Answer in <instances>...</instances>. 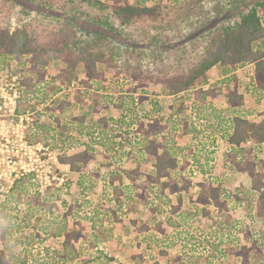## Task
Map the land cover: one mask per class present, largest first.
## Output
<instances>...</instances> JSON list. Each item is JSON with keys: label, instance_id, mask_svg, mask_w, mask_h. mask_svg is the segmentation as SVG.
<instances>
[{"label": "rangeland", "instance_id": "obj_1", "mask_svg": "<svg viewBox=\"0 0 264 264\" xmlns=\"http://www.w3.org/2000/svg\"><path fill=\"white\" fill-rule=\"evenodd\" d=\"M225 6L226 9L211 21L210 26L226 23L237 16V12ZM56 12L57 10L45 7L40 1L31 3L30 0H0V23L11 27L21 22H38L41 18L49 23L57 17ZM157 18L147 19L146 25H143V22L135 27L133 39L121 38L117 33L110 32L111 40L118 41L124 46L119 49L120 59L115 60L114 66L97 64V70L103 72L99 84L87 79L81 64H78L73 73L75 78L61 81L58 76L65 68L63 61L61 59L50 61L45 67L46 78L41 85L38 100L33 99L31 110L19 117H16L11 109L15 97L23 91L19 84L20 74L17 73L16 60H8V66L2 67V71L0 70V203L9 193L8 189L13 180L22 178L30 192L33 194L37 192L40 195L39 201L43 203V207L40 211L41 217L37 220L26 215L27 209L24 204L4 210H1L0 206V249H7L13 254L18 253L22 250L20 241L25 240L30 234L33 236L34 233H38L40 240L30 244L32 249L30 252L33 255L27 264L34 262L33 257L40 254V250H37L41 246L43 248L50 246L60 253L63 252L64 238L47 235L44 229L41 230V226L43 223H48L55 227L57 223L53 222L52 217L60 222L69 204L73 205V208L63 224L66 225L67 231L83 228V235L75 245L73 243V246L79 248L80 258L89 260L87 264H176L177 256L182 257L187 263L190 256H193L194 259L197 258L195 264H240L234 252L245 243L242 234L244 226H248L254 234L264 233V218H256L255 212L244 208L243 205H235L233 201L228 203L230 221L225 222L224 217H216L215 210L211 218L203 217L201 206L194 202L199 192L196 186L191 187L187 192H182L184 204L181 205L179 213H173L170 205L163 203L166 197L157 200L152 193L148 198L150 201L155 200L154 204L159 203L162 209L160 212H151L153 204L150 206L147 201L140 198L141 191L148 193L142 177L132 184L122 176L125 193L120 196L109 183L108 174L113 167L117 168V164L107 166L106 163H110L112 154L119 158L118 154L113 153L112 146L122 141L124 137H129L130 132V136L133 135V128L129 126L131 120L151 119L155 116L167 119L172 115L185 120L192 117L194 108H198V102L192 99L193 92L190 91L187 93L189 95L181 112L175 105L173 109H169V106L174 104V98L167 96L168 87L163 83L164 81H157L149 76L156 74L158 77H165L166 72L163 71L162 74L161 69L158 70L159 64L166 63V61L161 63L159 53L166 49L175 54L173 51L177 48L178 55L183 52L186 54L190 50L189 40L198 35L203 27L193 28L186 26L184 22L178 24L176 21L175 24ZM83 25L91 29L90 25L86 23ZM143 26L145 27L142 28ZM155 27H159V30ZM118 39H123L124 42ZM125 49L127 50L123 52ZM129 60L140 67L139 71L144 73L143 78L146 79L147 89L144 94L147 99L140 103H136L135 92L129 89L139 81L133 79L126 71L128 65L125 66L124 62ZM218 67L219 71L215 74L224 73L222 67ZM215 74L209 72L204 87L213 88L216 85L215 89L220 91L219 99L229 85L220 84L226 79L223 76L217 78ZM230 76L240 78L242 86L250 92L253 85L247 80L250 77L249 71L242 69L241 72ZM87 84H91V87ZM97 85H101L98 91L101 94L100 101L107 107L100 112H94L88 97L92 87L95 88ZM200 98L201 104L210 102L204 95ZM61 102L62 106H60ZM82 102L86 103L82 104ZM124 113H127V116H123ZM78 116H84V125L94 129L95 132L98 131L96 140L103 144L104 152L99 151V144L93 139L90 140L87 136L71 130L72 126L76 127L74 118ZM101 116L106 118L108 127L98 122ZM37 122L45 126L44 136L37 142H30L27 132L38 124ZM115 133H119L120 137H115ZM102 134L106 138H100ZM188 138H190L188 141L181 139L179 143L183 148L198 146L203 158L206 154L214 156L223 154L224 150H220L219 142L213 148L208 140L193 141V137L188 136ZM88 146L92 147L88 148ZM85 150L93 155L91 161L86 164L76 161L73 163L75 169L72 170L66 160ZM216 159L221 160V157L217 155ZM119 166L128 167L130 164L120 162ZM120 168L118 170L121 172ZM189 171L194 172L193 178L196 181H204L209 177L208 174L201 176L194 165L190 166ZM120 172L119 174L122 175ZM29 173L30 175H25ZM226 173L221 170L222 175L227 176ZM212 174L222 181L224 191L231 193L229 184L224 182L225 177L219 174L218 169H213ZM234 182L236 185L240 184L237 177L234 178ZM126 184L129 185L128 189ZM241 186H243L242 182ZM127 196H130V199ZM117 198L119 203L115 201ZM173 204H176L175 201ZM94 209L99 211V219L103 222L101 228L91 227V223L82 218L85 215L92 216ZM166 222L169 224H165ZM160 223L163 226L162 231L157 228ZM214 237L223 241L220 247L223 250L222 255L206 245L207 239ZM212 253L215 258L208 259L206 256ZM66 262V264H80V262ZM254 264H264V260Z\"/></svg>", "mask_w": 264, "mask_h": 264}, {"label": "trees", "instance_id": "obj_2", "mask_svg": "<svg viewBox=\"0 0 264 264\" xmlns=\"http://www.w3.org/2000/svg\"><path fill=\"white\" fill-rule=\"evenodd\" d=\"M37 1L49 9L57 10L55 20L52 19L48 23L41 18V21L21 22L14 27L0 23V70L2 71V67L8 66V60L15 59L17 73L20 74L19 84L23 88L16 100L17 104L14 110L16 117L29 112L32 108L31 101L38 100L41 85L44 84L46 78L45 67L50 61L53 59L63 61L65 68L58 76L61 81L75 78L73 73L78 64H81L85 69L87 79H92L99 84L103 72L97 70V64L104 63L106 66H114L120 59L118 57L121 54L119 49L124 46L118 41L111 40L110 32L113 31L119 37L129 39L132 38L133 33L135 34V27H138L140 23L144 22L143 25H146L147 19L157 17L164 19L165 22L175 24L184 22L186 26L193 28L203 27L198 35L189 40L190 50L186 54L183 52L178 55L177 48L173 51L175 54L166 49L159 53L161 63L164 61L166 63L159 64L158 70L161 69L162 74L165 71V77H158L156 74L149 76V78L154 77L157 81H164L163 83L168 87L166 94L174 98L173 105H176L178 111H182L186 97L189 95L187 93L190 91L193 92L196 100L202 94L214 99L216 85L206 90L203 89V86L207 83L209 70L218 64L236 69L247 63H252V89L260 96L264 94V0H168L167 2L165 0H30L31 3H37ZM225 5L229 6L230 10L237 12V16L226 23L210 26L211 21L217 16L219 17L226 9ZM83 23L90 25L91 29L86 28ZM158 28L156 30H159ZM118 40L124 42L123 39ZM128 62H124L125 66L128 65L127 73L133 79L139 80L138 84L129 89L135 92L136 103H140L147 99L144 94L147 89L146 79L143 78L144 73L139 71L141 69L138 65L136 66L130 60ZM227 80L233 84V89L229 90L227 94L226 113L228 117L222 122H226L229 128H233L229 135L232 147L228 152V159L238 171L248 172L252 186L248 192H244L245 200L249 206L255 205L256 218H264V159L256 162L251 157V149L240 148L242 143L250 140H253L257 145L262 144L264 142V125L263 122L252 124L244 118V114L240 110L243 105V95L237 91L236 78L228 76ZM87 85L91 87V84ZM100 88L101 85L92 87L91 93L88 94L94 112H100L107 108L100 101L101 94L98 92ZM66 103L68 104V102ZM84 103L86 102H82V104ZM60 106H62V102ZM123 116H127V113H124ZM215 117L217 120L215 122L220 125L221 116L216 115ZM74 120L76 127L71 125V130L87 136L90 140L93 139L96 144H99V151L104 152L103 144L96 140L99 135L98 131L95 132L94 129L84 125L85 117L78 116ZM98 122L108 127L104 116H101ZM188 125L187 122H180L176 116H169L165 120L159 116L147 121H144L143 118L131 120L129 126L133 128V135L130 136V132L129 137L123 136L122 141L112 146L113 153L118 154L119 158L117 159L112 154L110 163H106L107 166L117 164V168L113 167L110 170L108 178L110 185L119 196L123 192L125 193L122 185L123 175H120L118 170L120 162L135 164L125 171L127 179L135 181L143 173L142 163L151 161L153 168L145 175L144 180L148 187V193L144 190L141 191L140 198L147 201L150 206L153 204L151 212H160L162 209L159 203L154 204L155 200L150 201L148 197L151 193L157 200L166 197L163 203L170 205L172 212L179 211L180 193L188 191L195 182L192 173L186 174L192 162L188 159L179 160V153H182L184 149L178 147L175 141V138L186 132V129L188 130ZM44 128L45 126L40 123L32 126L27 132L28 140L30 142L39 141L44 136ZM101 131L103 132L102 129ZM192 131L195 132V129ZM114 136L120 137V134L115 133ZM158 136L161 138L160 140L155 139ZM100 138L106 137L102 134ZM90 147L92 146H88V148ZM124 147L126 148L123 149ZM186 150L188 155L194 156L192 148ZM92 157L93 155L85 150L66 161L73 170L75 169L74 162L82 161L86 164L91 161ZM195 165L203 172L206 171L203 163L197 158H194ZM121 168L123 167L121 166ZM25 175H30V173ZM195 183L200 187L195 201L201 206L202 215L211 218L212 211L207 208L210 206L216 210V217H224L225 222L230 221L227 199L231 197L234 201L239 202L241 199L238 195L239 192L232 195L226 194L218 184L211 180H201ZM166 190L177 196V206L168 204L170 199L168 201ZM8 192L5 200L0 203L1 210L16 208L17 205L24 204L27 209L26 215L29 218L40 219V211L43 207V203L39 201L40 195L37 192L34 194L30 192L22 178L14 179ZM127 198L130 199V196ZM115 201L119 203L118 198ZM72 208L73 205L67 206L61 223L52 217L53 222L57 223L55 227L48 223H43L41 226V230L44 229L48 233L47 235L64 238L63 252L60 253L50 246L47 248L41 246L37 250H40V254L33 257L32 264H66V261L88 263L89 260L80 258L79 248L73 246V243L75 245L83 235V228L67 231L66 225L63 224ZM98 212V209H94L92 216L85 215L82 218L90 222L91 227L101 228L103 222L99 219ZM4 217H6V213H4ZM162 227L161 223L157 226L161 231ZM242 233L245 234V244L234 252L235 258L238 262L240 261V264L262 262L264 260V251H262L264 233L254 234L246 225ZM38 240H40L38 233H34L33 236L30 234L25 240L20 241L22 250L15 254L7 249H0V264H27L33 255L30 252L32 250L30 244ZM207 240L206 245L209 248H214L218 253L223 254V250L220 249L223 244L222 239L218 240L214 237ZM42 243L44 244V242ZM212 254H208L206 257L208 259L214 257L215 255ZM194 258L190 256L189 263H187L182 257L177 256L176 264H195L197 258Z\"/></svg>", "mask_w": 264, "mask_h": 264}, {"label": "crops", "instance_id": "obj_3", "mask_svg": "<svg viewBox=\"0 0 264 264\" xmlns=\"http://www.w3.org/2000/svg\"><path fill=\"white\" fill-rule=\"evenodd\" d=\"M132 1H134V0H132ZM218 66L222 67L224 73L219 72L217 75L215 74L217 71H219ZM242 69H244L245 71H249L250 77H248L247 80H250L251 84L253 85V82H252L253 64L252 63H247V64L240 66L234 70H232L230 67L221 66L218 64V65L213 66L209 70V72L211 71L212 73H214L217 76V78H220L222 76H223V78L225 77L224 79H226V80H223L222 84H228L229 87L226 89V92L223 93L221 95V98H219V99H218V92L220 93V91H218V90L215 91L214 99L208 97L205 94H202V95L209 98L210 102H208V104H203V103L201 104L200 103V100H201L200 97L202 95H200L198 100H196L194 97V94L192 93V99L194 101L198 102V104H197L198 108L197 109L194 108V112L192 113L193 115L190 119L186 118L185 120H183L182 118L180 119L176 116L180 122H187L189 125L187 127L188 130L186 129V132L181 133L182 135H179L177 138H175V141H176V145L180 148H183V146L179 143V141H182L181 139H187V141H188V139H190V138H188V136L193 137L192 138L193 141H195V140L197 141L198 139L200 141L208 140V141H210V144L212 143L213 148H215L214 145H217L219 142V144H221V146H219L220 150H222V151L224 150L222 155L217 154L219 157H221V160L216 159L217 155L214 156V155H210V154H206V157L203 158L199 152L198 146H193V147L188 146V147L183 148L184 150L182 153H179L180 156L178 158L180 161H182L184 159H188L190 162H192V165H194V158L199 159L203 163L204 169H206V171L203 172V170H201L199 167H196V168H198L200 175L204 176V174H206V175L208 174L209 177L206 180H211L215 184H218L220 186V188H222V191L224 193L229 194L230 192L224 191L225 188L222 185V181H220L218 178H216V176H214V174H212L213 169H218L219 174H221V170L226 171L227 172L226 174L229 177L225 176L224 174L223 175L221 174V175L225 177L224 182L229 184V189L231 191L230 194L232 195L235 192H239L238 195L241 198L239 202H236L231 197L230 198L228 197V199H227L228 203L233 201L235 203V205H239V206L243 205V206H245L244 208L251 210L254 213L255 212V205H252V206L248 205L247 200H245V193H244V192H248L251 189V186H252L251 178H250L247 171H238L237 168L229 162L228 152L231 150V147H232V145L229 141V135L232 133L233 128L232 129L229 128L226 125V122L222 123L223 120H225L228 117V114L226 113V109L228 107L227 94H228L229 90L233 89V84L230 81H228L227 78H228V76H230L232 74H237L239 71L241 72ZM209 72H208V74H209ZM234 77H236V76H234ZM239 79L236 78L237 91L239 94L243 95V105L241 106L240 110L244 114V118L247 121L251 122L252 124H257L259 122H263V125H264V94L262 96H260L257 93H254L253 89H250V92H249L246 87L242 86V83L240 82L242 80H239ZM203 89L206 90L208 88L207 87L205 88L203 86ZM167 96H169V95H167ZM220 101H222V102H220ZM175 107H176V105H175ZM173 108H174V105L169 106V109H173ZM216 115L221 116L220 118L222 119V121L220 122L221 123L220 125H217V123H216L217 122L216 117H215ZM172 116H174V115H172ZM143 120L147 121L150 119L143 118ZM163 120H165V119H163ZM192 129H195V132H193ZM185 137H187V138H185ZM155 139L160 140L161 138H159V136H158ZM188 148L193 149V151H194L193 155L194 156H190L187 154L186 149H188ZM240 148L251 149L252 150L251 151V157L253 159H255L256 162H260V160L264 159V142L260 145H257L253 140H250L246 143H242L240 145ZM134 165L135 164L132 163V165L130 164V166H128V167L132 168ZM122 167L125 169L123 170V168H120L121 172H122V173L121 172L120 173L125 177L124 179H127V177L125 176V171L128 167L127 166H122ZM152 168H153V166H152L151 161L143 162L141 165V170L143 171V173L141 175H139L138 178L142 177V181H143L144 185H145V181H144L145 175L148 172H150L152 170ZM189 168H190V166H189ZM189 168L187 169L186 174H188L189 172L194 174V172L189 171ZM235 177H237V181H240V184L236 185V183L234 182ZM128 181L131 182L132 184L135 182V181H130V180H128ZM194 181L196 182V180H194ZM195 182L192 184L191 187L196 186L199 188V191H200V187ZM233 182L235 184H233ZM241 182L243 183V186H241ZM126 185H128V184H126ZM232 186H233V188H232ZM128 188H129V185L126 187V189H128ZM145 189L147 190L148 187H146ZM182 192H187V191H182ZM182 192L180 193L181 205L184 204L182 196H181ZM198 193H197V195H198ZM166 195H167L168 201L170 199L168 204H172L174 206L178 205V200H177L176 195L168 193L167 190H166ZM197 195H196V197H197ZM196 197H195V200H196ZM195 200H194L195 204L199 205ZM174 201L176 204H173ZM181 205L179 207V210L181 209ZM207 208H209L212 211V215H213V211L215 209L213 207H210V206H208ZM228 209H229V204H228ZM177 212L179 213L180 211H177ZM229 212H230V209H229ZM179 215L181 216V214H179ZM254 216H255V213H254ZM203 217H205V216H203ZM205 218H209V217H205ZM165 224H169V223L166 222ZM242 234L245 237V234L244 233H242Z\"/></svg>", "mask_w": 264, "mask_h": 264}, {"label": "built area", "instance_id": "obj_4", "mask_svg": "<svg viewBox=\"0 0 264 264\" xmlns=\"http://www.w3.org/2000/svg\"><path fill=\"white\" fill-rule=\"evenodd\" d=\"M18 97H19V94L15 97V100H14V103H13V107L11 108L13 113H14V110H15V107H16V103L15 102H16Z\"/></svg>", "mask_w": 264, "mask_h": 264}]
</instances>
